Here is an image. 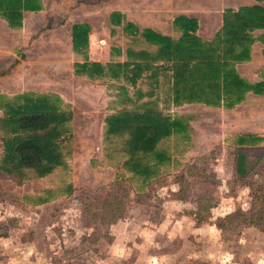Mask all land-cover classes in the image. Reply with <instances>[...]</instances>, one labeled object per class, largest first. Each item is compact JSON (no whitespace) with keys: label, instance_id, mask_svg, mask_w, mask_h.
I'll list each match as a JSON object with an SVG mask.
<instances>
[{"label":"rangeland","instance_id":"374dc122","mask_svg":"<svg viewBox=\"0 0 264 264\" xmlns=\"http://www.w3.org/2000/svg\"><path fill=\"white\" fill-rule=\"evenodd\" d=\"M45 1L52 14L49 28L43 17H30L17 40L11 39L13 33L4 34L0 23V93L7 98L28 91L60 95L74 114L72 136L63 141L66 164L50 175L20 180L0 169V264H264V232L213 224L252 206L250 188L235 173L239 153L247 155L264 195V94L251 92L234 108L204 103L175 108L167 101L169 72L159 76V83L145 72L136 85L121 77L90 79L75 73L76 62H102V53L107 63H117L126 59L122 49L156 51L114 25L113 11H125L127 20L141 28L156 21L167 26L171 15L194 6L213 7L221 0ZM229 6L225 0L224 7ZM83 22L91 25L89 46L75 53L70 37H60ZM176 30L178 39L181 31ZM260 42L254 61L237 65L252 83L264 76ZM146 101L175 117L182 115L188 124V138L177 134L162 142L173 161L147 183L123 167L125 156L108 157L104 142L108 115ZM245 133L262 140L252 147L236 145ZM2 147L0 140V155ZM47 189L56 192L49 202L36 206L25 200ZM198 218L205 221L197 223Z\"/></svg>","mask_w":264,"mask_h":264},{"label":"trees","instance_id":"16d2710c","mask_svg":"<svg viewBox=\"0 0 264 264\" xmlns=\"http://www.w3.org/2000/svg\"><path fill=\"white\" fill-rule=\"evenodd\" d=\"M254 1V4L237 10L226 8L223 26L211 40L197 35L199 22L187 15L175 18V25L182 30L180 37L175 39L150 27L141 30L132 22H124L121 12L113 11V24L123 25L133 37L141 34L148 42L157 45L156 51L131 50L129 60L125 62H76L75 73L90 79L105 75L121 77L136 85L145 72L157 75L163 65L168 64L172 70L175 104L204 102L234 108L251 91L264 94V76L263 80L251 83L236 68L237 62L250 58L255 41L253 32L264 29V0ZM41 7V0H0V14L10 27L17 29L23 26L25 10H40ZM90 31L89 23L73 25L75 52L84 53L88 48ZM0 109L3 110L0 116L1 170L19 176L20 180H32L50 175L66 164L67 151L63 141L72 136L74 114L65 109L60 95L28 91L7 98L0 93ZM177 134L188 138V124L183 118L164 112L153 101L112 113L105 119L107 156L112 153L125 156L123 167L145 183L156 178L162 167L172 163V153L162 146V142ZM260 140L262 137L256 134L245 133L238 136L236 145L252 147ZM119 143L121 147L117 148ZM236 161L235 173L242 185L250 188L252 206L220 216L213 224L219 229L233 224L254 226L264 232V195L260 182L253 178L256 173L247 166L244 152L237 155ZM68 190H72V185ZM55 194V190L47 189L44 195L33 198L26 195L25 200L37 206L49 202ZM204 221L197 219V223Z\"/></svg>","mask_w":264,"mask_h":264},{"label":"crops","instance_id":"0c3cea01","mask_svg":"<svg viewBox=\"0 0 264 264\" xmlns=\"http://www.w3.org/2000/svg\"><path fill=\"white\" fill-rule=\"evenodd\" d=\"M230 1V3H232V6H229V7H227V8H232V9H235V10H237V9H239L240 7H243V6H248V5H252V4H254L255 3V1L254 0H229ZM241 1H243V4L242 5H240V6H238L239 5V3L241 2ZM41 3H42V7H41V9L40 10H25L24 11V18H23V26H22V28L24 29V27L26 26V24L28 23V24H31L30 23V17L31 18H33V17H36V18H40V17H43L45 20H47L48 21V24H47V27L49 28L50 27V21H51V17H52V14L50 13V14H48V10H47V2L45 1V0H41ZM224 3H225V0H221V2L219 3V5H215V6H213V7H208V8H203V9H201V8H199L198 6H194V7H192V8H190L188 11H187V9H185L182 13H180V14H178L177 16H179V15H187V16H189V17H193V18H197V20H198V22H199V28H198V30H197V35H199L200 37H202V38H204V39H206V40H211L215 35H216V33L219 31V29L223 26V13H224V11H225V7H224ZM183 7H185V5H183ZM119 12H121L122 14H123V19H124V22H126V21H129V22H132V23H134L135 25H137L141 30L143 29V28H141L137 23H136V21H130V19L129 20H127V18H126V16H128V13H126L125 11H119ZM194 13V14H193ZM167 14V13H166ZM177 16H174V15H171V22H169L168 23V21H166V23L165 24H167V26H163V22L162 21H160L161 22V24H158L159 22L158 21H156V23H154V22H152V23H154V26H152L151 24L150 25H148V26H145V27H150V28H152V29H154V30H156V31H158V32H161V33H163V34H166V35H170V36H172L173 38H175L176 39V37H174L173 36V31H175V29H177L176 31H181L180 32V35H181V33H182V30L180 29V28H178L176 25H175V18L177 17ZM129 17V16H128ZM206 17V20H207V23H205L204 22V18ZM215 20L216 19V22L213 24V25H211L210 23H211V21L212 20ZM0 23L2 24V25H4V34L5 33H7V35L9 36V37H11L12 36V33H13V36H12V38L11 39H13V37H14V39H17V40H19V38H20V36L21 35H19V33L21 32V30H22V28H20V29H17V28H12V27H10V25H9V23H8V21L0 14ZM83 23H85V22H83ZM76 24V23H75ZM73 25L74 24H72V26H71V28H70V33H69V35H65V36H62V37H60V40L61 39H67V38H69L70 37V39H71V43H72V46H73ZM115 25V24H114ZM1 26V25H0ZM6 26V27H5ZM51 26H52V23H51ZM117 26V25H116ZM144 27V28H145ZM122 28H123V25H122ZM167 28H169L172 32H170V33H172V34H169V32L168 31H170V30H166ZM124 29V28H123ZM51 30H53V29H50L49 31H51ZM164 30H166V31H164ZM202 31L203 32H205V33H207L208 32V34L209 35H207V34H205L206 36H204V35H202ZM128 33V32H127ZM129 34V33H128ZM131 35V34H130ZM180 35L178 36V38L180 37ZM253 35L255 36V41L253 42V44H252V46H251V53H250V58L249 59H247V60H245V61H254V58H255V50H254V47H255V45L258 43V42H260V43H262L263 44V50H264V39H263V35H264V29L263 28H261V29H257V30H255L254 32H253ZM262 36V37H261ZM133 37V36H132ZM137 38H142V39H144V41H145V43H148L150 46H152V47H156L157 48V45H155V44H152V43H150V42H148L141 34H139L138 36H136ZM133 38H135V37H133ZM73 50H74V47H73ZM123 51H121V53H122V55H126V59H128V52L129 51H135V52H138V51H140V50H143V49H133V48H128L127 50H125V49H122ZM6 50H4V52H5ZM8 52H10V51H7V53ZM74 52H75V50H74ZM150 52V51H149ZM75 53H77V52H75ZM121 53L119 54V55H121ZM263 56H264V52H263V54H262ZM101 58H104V61H102L101 63H103V64H105V63H107V62H110V60H108V59H106V57H107V54L106 53H102L101 55H99ZM124 57V56H123ZM124 60V58H122L121 57V60H122V62H125V61H127V60ZM121 60L119 61V62H121ZM124 60V61H123ZM94 61V60H93ZM245 61H242L243 63H245ZM98 62H100V61H98ZM239 64V62H237L236 63V68H237V70L239 71V67L237 66ZM164 67L161 69V70H159V74H157V75H152L150 72H149V74H150V76H151V78H155L154 80H155V83H159V80H158V78H159V76L161 75H163L164 73H170L169 75H170V77H171V87H169V89H170V91H171V93H170V96H168V102H169V105L170 106H173V107H175V108H182V107H184L185 105H191V104H197V103H204V102H193V103H183V104H181V105H177V104H175L174 103V99H173V92H172V85H173V77H172V70H171V67H170V65H163ZM239 73H240V71H239ZM262 73H264V68L261 70V72H260V74H262ZM241 74V73H240ZM241 76L243 77V75L241 74ZM78 77H81V76H78ZM245 78V77H244ZM246 79V78H245ZM247 80V79H246ZM261 80H263V76L262 77H260V80H258V81H261ZM249 81V80H248ZM257 81V82H258ZM249 82H251V81H249ZM252 83V82H251ZM256 83V82H255ZM160 87H163V85L161 84L160 85ZM252 92V91H251ZM251 92H249L248 94H247V96L246 97H248V95L251 93ZM244 101V100H243ZM204 104H206V103H204ZM240 104V103H239ZM238 104V105H239ZM206 105H208V104H206ZM210 106V105H209ZM172 116H174L172 113H170ZM180 116H182V115H179V116H177V117H180ZM175 117V116H174ZM181 118H183V116L181 117Z\"/></svg>","mask_w":264,"mask_h":264}]
</instances>
